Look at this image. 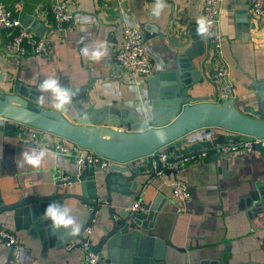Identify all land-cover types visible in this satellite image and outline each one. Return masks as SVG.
Here are the masks:
<instances>
[{
  "label": "crops",
  "instance_id": "crops-1",
  "mask_svg": "<svg viewBox=\"0 0 264 264\" xmlns=\"http://www.w3.org/2000/svg\"><path fill=\"white\" fill-rule=\"evenodd\" d=\"M56 2L65 3L73 15L63 29L56 26L49 12V6ZM163 2L166 6L157 17L152 15L156 0H6L21 26L36 36H45L49 48L46 54L21 60L9 58L2 50L7 34L0 30V89L11 91L17 81L35 88L48 76H56L63 86L78 92L62 112L68 118L75 113L74 103L80 101L84 110L92 109L94 122L103 126L131 130L137 123L149 122L154 100L177 77V57L191 46L190 41L182 48L173 43L183 44L178 41L180 34L197 28L196 21L202 17V0ZM249 6L248 0H223L219 18L222 52L230 69L237 105L256 108L258 94L264 108V17H251ZM124 26L139 29L143 39L147 38L145 48L153 64L149 76L130 77L115 58ZM192 46L191 60L198 67L199 79L192 93L193 101L213 98L216 88L211 78L210 44L205 36H200ZM84 48L90 53L106 49L107 54L100 61H93L81 54ZM43 105L53 108L50 102ZM245 139L216 128L184 136L181 148L175 151L180 155L187 152V146L200 143L206 148L222 145L235 149L218 160L210 159L212 151L179 160L176 175L185 182L190 195L180 203L171 195L173 174L153 181L142 179L139 185L112 177L106 184L104 170L96 172L94 179L75 180L58 187L57 170L70 179L81 171L72 156L49 151V158L39 168L21 167L20 153L34 148L21 145L14 130H0V206L23 197L50 196L55 191L67 195L0 214V226L14 233L22 244L19 262L11 259L9 264H81V249H66L79 236L70 237L63 229L54 233L50 221L42 218L46 206L57 201L72 208L85 226L91 207L73 194L96 203L105 202L92 219L91 233H83L91 247L111 231L112 209L121 217L135 200L142 208L146 206L142 210L145 227L140 229L143 235L136 243L130 230L114 217L116 233L103 242L98 252L102 264H212L220 256H224L226 264H264V210L259 207L252 211L245 199L254 184L264 181V147L244 154L240 146ZM148 232L155 237L147 236ZM8 256L9 249L0 239V264H6Z\"/></svg>",
  "mask_w": 264,
  "mask_h": 264
},
{
  "label": "water",
  "instance_id": "water-1",
  "mask_svg": "<svg viewBox=\"0 0 264 264\" xmlns=\"http://www.w3.org/2000/svg\"><path fill=\"white\" fill-rule=\"evenodd\" d=\"M196 29L190 28L186 33L180 34L178 41L183 44L173 43L176 48H182L190 41L191 46L177 57V68L183 72L179 73L177 69V77L170 81L171 86L159 94L157 101L154 100V112L149 122L137 123L131 130L103 126L94 122L92 109L84 110L79 104L80 101L74 103L75 113L71 118H68L62 112H57L54 108L39 103L37 87L30 88L17 81L11 91L0 89V130L12 132L14 125L9 122L12 121L64 139L80 149L91 150L99 157L112 162L107 169L85 167L75 179L69 180V184H73L75 180L84 182L88 181V178L94 179L96 172L106 170L104 178L106 184L110 178L117 177L139 185L142 179L153 181L159 177L158 173L162 171L160 162L150 158L157 151L167 149L176 162L195 155H205L211 151L214 153L210 155V159L218 160L226 155L223 151L224 148L232 147L218 145L215 148H206V145L200 143L187 146V152L183 155L175 152L181 148L182 138L196 130L216 128L247 138L264 140V108H262L258 94H255L256 108L246 105L240 108L235 98L219 101L210 96L193 101L192 93L199 80L198 67L193 64L190 52L193 47L192 43H196L200 37L197 35ZM144 40L146 41L147 38L145 37ZM168 40L175 42L173 38L168 37ZM27 147L33 148L30 144ZM163 173V175L170 174L169 171H163ZM56 185L62 187L63 183L58 182ZM71 196L83 200L88 204V207L94 208L90 211L87 223L78 235L79 238L86 241L83 235L84 230L90 226L99 206L95 200H88L84 196L74 194ZM63 197H67V195L58 194L57 191L50 196L23 197L11 204L0 206V214L4 211H13ZM245 199L249 209L253 208L252 211L259 207L264 210V181L254 184ZM143 210H146V206L143 207ZM144 211L140 213L126 210L120 217L112 209L110 220L113 227L96 246L91 247L92 250L98 254L103 242L116 233L114 217L119 218L124 227L130 230V237L136 243L138 237L143 235L140 233V229L145 227L143 226ZM146 235L155 237L153 232H148ZM157 237L167 245H171L168 240L160 236ZM10 262L11 249H9L6 264ZM212 264H226L224 256H220Z\"/></svg>",
  "mask_w": 264,
  "mask_h": 264
},
{
  "label": "built area",
  "instance_id": "built-area-1",
  "mask_svg": "<svg viewBox=\"0 0 264 264\" xmlns=\"http://www.w3.org/2000/svg\"><path fill=\"white\" fill-rule=\"evenodd\" d=\"M202 17H206L212 22L209 34H205L213 52V66L211 72L212 81L215 83V99L224 101L230 98H235V91L230 80V69L226 59L223 56L222 45L223 37L219 28V18L223 0H202ZM249 15L251 17H264V0H248ZM49 12L52 15L55 24L60 29L73 19L71 11L63 2H56L49 6ZM0 30L6 31L7 40L3 46V54L13 59L21 60L31 56L46 54L48 52L49 43L45 36H36L27 28L21 26L17 16H14L8 8L6 0H0ZM115 58L130 77H146L152 73L153 64L149 53L145 48L143 35L139 29L124 26L122 28V41L118 46ZM8 121V120H5ZM14 125V133L19 143L23 146L32 145L34 149L40 150L47 148L48 151L59 152L61 154L70 155L74 158L75 164L80 170L85 167L107 169L112 162L110 160L99 157L91 150H83L76 145L65 141L59 137L48 135L34 128L17 124L9 121ZM71 145V147L68 146ZM244 154L253 153L256 148L264 147V140L255 138H247L240 146ZM235 147H226L224 152ZM150 158L154 161L157 159L160 162L162 171L158 176H163V171H169L174 175V180L170 184L171 195L177 202L183 203L189 199V192L185 182L177 177L179 170V162L174 161L170 153L162 149L153 153ZM70 178L63 174L61 170H57V182L63 183L62 186L69 185ZM105 202L99 200L98 206H102ZM94 208L91 207L92 211ZM142 205L138 200H135L128 208V211L140 212ZM91 226V224H90ZM86 228V233H91V228ZM0 239L4 245L11 249V259L14 263L19 262L21 242L14 233L7 231L3 226H0ZM73 247H79L82 251L81 264H102V260L96 254L86 238V241L81 238H76L66 245V249L70 250ZM262 251H264V241L261 242Z\"/></svg>",
  "mask_w": 264,
  "mask_h": 264
},
{
  "label": "clouds",
  "instance_id": "clouds-1",
  "mask_svg": "<svg viewBox=\"0 0 264 264\" xmlns=\"http://www.w3.org/2000/svg\"><path fill=\"white\" fill-rule=\"evenodd\" d=\"M165 6L163 0H156L152 9V15L159 17ZM196 24L197 35L204 37L205 34H209L212 24L210 20L206 17H200L197 19ZM81 54L98 62L107 52L106 49H104L92 50L90 53L88 48H84ZM37 91L40 93L37 97L38 101L41 104L50 102L51 106L57 112L66 111L67 106L73 103L74 96L78 94L77 91L63 86L60 79L56 76H48L40 81ZM46 158H49V151L47 148H41L39 151L32 149L31 151H22L18 163L21 167L29 166L35 169L39 168ZM73 211L72 208L64 203L52 201L46 206L42 213V218L50 221V228L54 233L63 229L68 236H77L81 233L83 223L79 217L73 214Z\"/></svg>",
  "mask_w": 264,
  "mask_h": 264
}]
</instances>
